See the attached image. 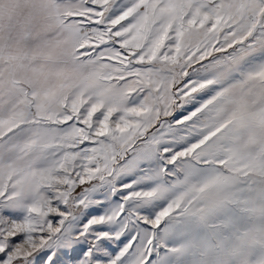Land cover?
<instances>
[{
    "label": "snow or ice",
    "instance_id": "obj_1",
    "mask_svg": "<svg viewBox=\"0 0 264 264\" xmlns=\"http://www.w3.org/2000/svg\"><path fill=\"white\" fill-rule=\"evenodd\" d=\"M0 264H264V0H0Z\"/></svg>",
    "mask_w": 264,
    "mask_h": 264
}]
</instances>
